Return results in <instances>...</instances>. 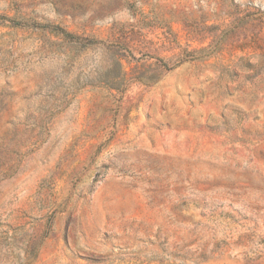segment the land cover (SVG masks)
Wrapping results in <instances>:
<instances>
[{"label":"rangeland","instance_id":"obj_1","mask_svg":"<svg viewBox=\"0 0 264 264\" xmlns=\"http://www.w3.org/2000/svg\"><path fill=\"white\" fill-rule=\"evenodd\" d=\"M0 264H264V0H0Z\"/></svg>","mask_w":264,"mask_h":264}]
</instances>
